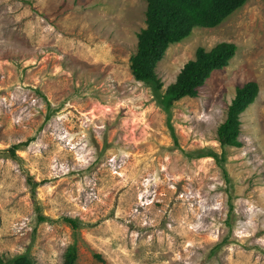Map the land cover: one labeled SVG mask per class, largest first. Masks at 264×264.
<instances>
[{"label":"rangeland","instance_id":"rangeland-1","mask_svg":"<svg viewBox=\"0 0 264 264\" xmlns=\"http://www.w3.org/2000/svg\"><path fill=\"white\" fill-rule=\"evenodd\" d=\"M145 7L0 0L5 261L26 254L33 264H62L75 243V264H264V0H247L214 28H193L157 63L164 90L196 48L237 47L195 97L170 108L176 142L129 69ZM248 81L258 93L240 115L241 145L222 149L216 129ZM208 149L223 153L221 166L194 157Z\"/></svg>","mask_w":264,"mask_h":264},{"label":"trees","instance_id":"trees-1","mask_svg":"<svg viewBox=\"0 0 264 264\" xmlns=\"http://www.w3.org/2000/svg\"><path fill=\"white\" fill-rule=\"evenodd\" d=\"M247 0H145L144 27L136 34V50L129 59V69L134 80L145 84L152 92L154 99L167 114V126L170 108L183 97H195L197 90L209 78L211 73L221 70L229 64L234 56L236 45L232 42H219L210 49L196 48L191 59L179 69L175 79L162 90V82L155 73L157 63L163 58L170 45L179 43L188 37L195 27L214 28L230 14L244 5ZM258 93V85L248 81L234 90V95L227 106L224 120L216 129V140L219 146L239 147L240 115L253 103ZM29 142V140H28ZM27 144V141L10 146L9 153ZM197 151V150H196ZM195 151V152H196ZM194 152V153H195ZM191 155V154H188ZM193 157V156H192ZM195 158L212 157L221 166L223 153L212 150H198ZM33 183L32 180L29 184ZM35 186L36 184L33 183ZM44 220L42 216L39 217ZM64 220L76 229V221L64 217ZM62 264H75L76 245L69 244L63 254ZM0 264H33L26 254L16 255L5 261L0 255Z\"/></svg>","mask_w":264,"mask_h":264}]
</instances>
